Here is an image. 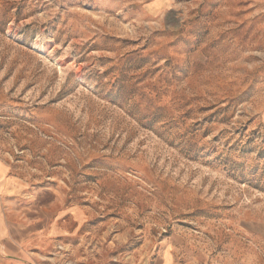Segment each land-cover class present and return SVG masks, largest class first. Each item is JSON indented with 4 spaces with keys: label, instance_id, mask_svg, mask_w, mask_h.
I'll list each match as a JSON object with an SVG mask.
<instances>
[{
    "label": "rangeland",
    "instance_id": "rangeland-1",
    "mask_svg": "<svg viewBox=\"0 0 264 264\" xmlns=\"http://www.w3.org/2000/svg\"><path fill=\"white\" fill-rule=\"evenodd\" d=\"M0 264H264V0H0Z\"/></svg>",
    "mask_w": 264,
    "mask_h": 264
},
{
    "label": "crops",
    "instance_id": "crops-1",
    "mask_svg": "<svg viewBox=\"0 0 264 264\" xmlns=\"http://www.w3.org/2000/svg\"><path fill=\"white\" fill-rule=\"evenodd\" d=\"M7 232V226L4 223L2 214L0 213V237H3Z\"/></svg>",
    "mask_w": 264,
    "mask_h": 264
}]
</instances>
